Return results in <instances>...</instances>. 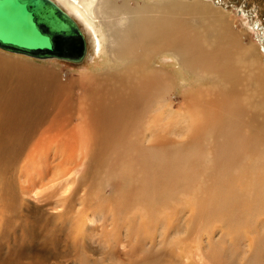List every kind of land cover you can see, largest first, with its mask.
<instances>
[{"label": "bare ground", "instance_id": "1", "mask_svg": "<svg viewBox=\"0 0 264 264\" xmlns=\"http://www.w3.org/2000/svg\"><path fill=\"white\" fill-rule=\"evenodd\" d=\"M51 1L76 22L84 35L86 55L79 65L106 55L114 67L82 80L81 88L85 94L77 107L72 101L77 81L63 85L57 74L43 67L24 62L19 59L21 57L0 56V186L3 187L0 197L3 198L5 222H9L10 211L14 209L15 201L11 203L12 200L7 199L11 195L13 177L17 176L19 168L24 171L27 162H34L39 152L40 156L46 153L51 160L61 161L68 138L73 134L75 137L80 130L64 132L77 108L78 120L84 125L83 134L87 136L81 145H85L88 155L82 161L81 166L85 167L78 182L80 186L87 183L101 191L103 202H109L108 188L113 195L114 184L120 180V189L124 187V192L154 200L162 191L165 178L175 179V188L179 186L178 177H185V184H189L197 171V166L193 165L195 161L208 163L209 176L226 186L230 196L222 197L224 202L230 197L239 201L253 196L261 185L264 186V68L254 63L257 50L248 49L236 40L230 23L222 15L197 6L194 10L207 23L200 28L188 23L183 28L184 23L178 17L175 21L172 19L173 10L159 4L160 1L137 2L133 7L128 0H122V3L119 0ZM161 57L172 59L176 63L173 66L188 71L201 81L214 76L218 85L185 91L186 97L177 111L174 105L175 73L157 63L158 59L163 61ZM89 70L100 69L94 66ZM110 70L115 73L109 74ZM248 152L257 156L250 169L246 167ZM122 166H125L124 173ZM75 173L76 170H72L71 176L64 180L61 173L60 179L57 177L58 183L52 184L55 178L49 179L52 173L48 166L42 181L47 179L49 182L42 183L43 187L47 191L57 185L58 188L51 192L57 197L63 190V183L69 186ZM245 173L251 175L248 184L243 180ZM33 186L31 189L36 188ZM21 190L27 191L24 187ZM259 196H264V192ZM51 201L45 200L43 207L62 206L61 198L55 203ZM80 205V219L72 229H85V220L81 218L87 217L89 210L95 215L98 210L103 212L102 205L92 202L91 191L81 198ZM73 212L74 207L69 203L64 214L45 216L46 220L40 226L43 233L38 229L44 240L39 242L46 246L54 242L57 245L56 232H63V222L74 215ZM101 214L96 220L104 226L106 219ZM25 219H22V227L24 234L29 236L36 227H31ZM21 247L18 245L16 249ZM83 248L87 249L83 246L80 249ZM78 260L82 264H99L85 255L79 256Z\"/></svg>", "mask_w": 264, "mask_h": 264}, {"label": "rangeland", "instance_id": "2", "mask_svg": "<svg viewBox=\"0 0 264 264\" xmlns=\"http://www.w3.org/2000/svg\"><path fill=\"white\" fill-rule=\"evenodd\" d=\"M128 1L131 7L135 6L137 2H153V0ZM154 1H160L159 4L172 9L175 13L172 19L174 20L178 17V20L184 23L183 28H186L188 23L195 24L197 28L207 23L194 10L197 6H202L210 12L222 15L230 23V30L235 33L236 40H240L242 45L248 49L254 48L257 50L254 63L257 67L264 68V0ZM119 2L122 3V0H119ZM174 4L177 6L173 7ZM178 20L176 22L179 23ZM83 30L86 33L84 27ZM87 38H89V35H87ZM95 55V52H93L92 56L94 57ZM0 56L6 58L21 57L19 59L24 62L34 63L36 66L43 67L49 72L57 74L63 85L68 84L72 80L77 81L78 85L72 91V101L77 107L79 106L80 98L85 94L84 89L81 88L82 80H89V78L97 75L96 72H104L114 67V64L108 60L106 55L102 56L101 59L99 58L100 60H94L96 63L88 60L82 65L59 60L42 62L23 55H14L1 49ZM161 58H163V61L158 59L157 63L167 67L173 74L175 73L177 92L174 96V105L177 111H179L186 97L185 91L192 90L198 86L218 85V81L214 76L201 81L188 71L173 66L176 63L172 59ZM94 66L100 70H89L94 68ZM108 72L109 74L115 73L113 70ZM200 82L203 83L198 84ZM77 112L78 108L74 119L65 126L64 132L69 133L78 128L80 130L76 132L75 137H72L75 132L70 133L73 135L68 138L65 148L63 147L65 151L60 157L62 162L51 160L50 155L46 153L40 156L39 152V157L34 162H27L26 167L28 169L25 167L22 172L19 168L17 176L13 177L10 185L12 196H7V199L12 200L11 203L15 201V207L17 206L15 208V203L12 204L14 209L11 208L12 210L10 211L9 222L13 224L5 222L3 218V198L0 197V247H2L0 248V260L5 259L4 261L6 262L2 261L3 263L82 264L78 257L85 255L92 262L96 261L99 264H264V196H259L264 192L263 185L259 187L258 192L253 196H247L239 201L230 197L224 202L222 197L230 196V192L226 191V186L218 179L209 176L208 163L195 161L193 165L197 166V171L195 178L189 184H185V177H178L179 186L175 188L173 186L175 179L165 178L161 186L162 191L155 196L154 200L124 192V187L120 189V184L122 183V180H120L114 184L115 191L113 195H111L110 188H108L109 202H103L101 191L94 190L87 183L80 186L78 182L85 167L81 166L82 161L88 155L85 153V145H81L84 144L87 136L83 134L84 125L81 120H78ZM179 119L183 120L180 117ZM187 136L188 134H186ZM204 151L207 152L206 149ZM41 152H44V149H41ZM211 153L213 154V152ZM205 155L209 156L208 153H205ZM246 157V167L250 169L251 162L257 156L253 152H248ZM43 158L44 160H42ZM44 163L46 164L44 165ZM48 166L52 173L49 175V179L53 180L55 178L53 180L55 183L52 184L58 183L61 173L62 180H64L66 177L71 176L72 170H76L75 176L70 179V185L68 186L64 182L63 190L59 192L57 197H54L51 193L55 190V187L58 188L57 185L46 191L42 184L49 182L47 179L42 181V178H46L44 173ZM121 169L124 173L125 166H122ZM27 170L28 172L25 173ZM73 179L75 180L74 182L72 181ZM243 180L245 184H248L251 181V175L245 173ZM96 183L100 185V183ZM32 186L34 189H31ZM214 186H216V189H214ZM22 187L26 188L27 191L22 192ZM1 188L3 189L2 186H0V190H2ZM12 188L14 191H12ZM136 189L137 186L134 190ZM90 191L92 192V202L102 205L101 210L103 212L98 210L97 215H95L89 210L90 213H87V217L81 218L87 224H85V229H72L73 224H76L80 219L78 213L82 211L81 198L85 197ZM37 192L38 194L36 195ZM255 197L257 198L255 199ZM60 198L62 206L51 205L48 209L43 207L45 200L51 201L52 199L51 202L55 203ZM126 199L129 200V203ZM166 199L170 200L165 203L160 202ZM69 203L74 207V215L69 216L63 222V232L57 230V245L54 242L51 246H46L45 243L39 242L44 240L40 227L46 220L44 217H49L48 215L55 216L61 212L64 214ZM44 208V212H41ZM15 209H18V211ZM12 213L15 218L11 215ZM99 213H103L101 215L106 219L104 226L101 221L98 222L96 220V216ZM22 219L28 220L27 222L31 227H36L37 230H35L38 235H36V232L34 235L35 230L30 233L31 235L29 231L28 234L31 239L28 238L29 236L24 234L23 231L22 223L24 220L22 221ZM17 220L19 222L18 226L15 224ZM34 221L36 225V221H38L39 227L38 225H33L35 224ZM5 223L10 225L6 227ZM12 227H20V229H13ZM39 228L42 232L41 234L38 230ZM20 244H23V246L21 247ZM18 245L21 247L19 250L18 248L16 249ZM52 245L54 246L52 247ZM82 246L87 249L83 248L81 250ZM21 254L22 258H19ZM19 261L22 262L18 263Z\"/></svg>", "mask_w": 264, "mask_h": 264}, {"label": "water", "instance_id": "3", "mask_svg": "<svg viewBox=\"0 0 264 264\" xmlns=\"http://www.w3.org/2000/svg\"><path fill=\"white\" fill-rule=\"evenodd\" d=\"M0 49L80 64L86 41L76 22L51 0H0Z\"/></svg>", "mask_w": 264, "mask_h": 264}]
</instances>
